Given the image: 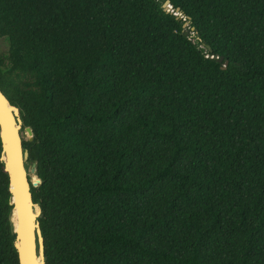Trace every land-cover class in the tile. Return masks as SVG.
<instances>
[{
	"label": "trees",
	"instance_id": "1",
	"mask_svg": "<svg viewBox=\"0 0 264 264\" xmlns=\"http://www.w3.org/2000/svg\"><path fill=\"white\" fill-rule=\"evenodd\" d=\"M165 1L0 0L45 264H264V0Z\"/></svg>",
	"mask_w": 264,
	"mask_h": 264
},
{
	"label": "water",
	"instance_id": "2",
	"mask_svg": "<svg viewBox=\"0 0 264 264\" xmlns=\"http://www.w3.org/2000/svg\"><path fill=\"white\" fill-rule=\"evenodd\" d=\"M171 7L170 0L163 3L165 10L169 11ZM177 11L176 14L180 15L181 11ZM23 129L29 134L28 140H32V128L23 127L18 107L0 89V161L9 178V220L14 234L13 245L19 264H45V238L39 220L42 209L33 199V187L38 186L41 179L37 175V163L29 160V150L24 147ZM33 175H37L36 179Z\"/></svg>",
	"mask_w": 264,
	"mask_h": 264
},
{
	"label": "rangeland",
	"instance_id": "3",
	"mask_svg": "<svg viewBox=\"0 0 264 264\" xmlns=\"http://www.w3.org/2000/svg\"><path fill=\"white\" fill-rule=\"evenodd\" d=\"M7 49H8L7 40L3 37H0V57L5 55V53L7 52ZM22 135H23L24 139L29 138V134L25 129H23ZM35 176L37 177V175H35Z\"/></svg>",
	"mask_w": 264,
	"mask_h": 264
}]
</instances>
